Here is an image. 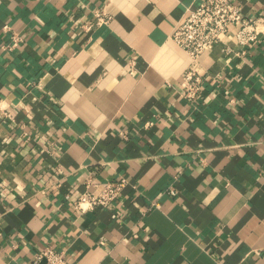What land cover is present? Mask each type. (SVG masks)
<instances>
[{
	"label": "crops",
	"instance_id": "obj_1",
	"mask_svg": "<svg viewBox=\"0 0 264 264\" xmlns=\"http://www.w3.org/2000/svg\"><path fill=\"white\" fill-rule=\"evenodd\" d=\"M203 1L0 0V264L47 247L72 264H264V34L243 48L231 26L184 99L191 59L170 35ZM231 1L264 18V0ZM100 8L110 24L83 32ZM121 180L109 207L75 209Z\"/></svg>",
	"mask_w": 264,
	"mask_h": 264
},
{
	"label": "built area",
	"instance_id": "obj_2",
	"mask_svg": "<svg viewBox=\"0 0 264 264\" xmlns=\"http://www.w3.org/2000/svg\"><path fill=\"white\" fill-rule=\"evenodd\" d=\"M111 19L106 9L100 8L95 11L91 20L81 25V29L85 33H91L109 25ZM231 26L237 27L236 41L243 48L251 47L264 34V18H246L242 7L231 0H204L198 6L187 9L183 19L174 26L170 39L191 59V66L180 81V95L184 99L193 101L198 98L205 77L199 64L200 57L221 44ZM20 42L21 37L14 34L11 43L3 46V50L10 52L17 48ZM222 51L226 56L242 57L246 53L235 52L228 46ZM4 117L11 118V115L4 112ZM126 184V180H121L104 185L97 193L86 191L75 202V209L85 213L97 207H109L121 195ZM170 193L175 194L174 191ZM32 264L72 263L62 253L47 247Z\"/></svg>",
	"mask_w": 264,
	"mask_h": 264
}]
</instances>
